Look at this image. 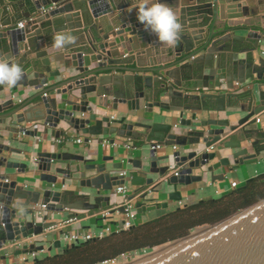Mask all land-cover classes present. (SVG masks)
<instances>
[{"label": "water", "instance_id": "obj_1", "mask_svg": "<svg viewBox=\"0 0 264 264\" xmlns=\"http://www.w3.org/2000/svg\"><path fill=\"white\" fill-rule=\"evenodd\" d=\"M163 2L179 13L182 25L174 48L159 43L137 20L133 0H0L1 26L26 19L24 27L0 32V60L18 63L24 73L10 91L20 85L42 88L26 100L10 96L0 101L1 130L12 134L8 143L0 142V246L54 223L48 214L35 222L31 205L39 201L53 214L70 210L69 217H75L77 211L118 203L112 191L129 180L137 186L129 199L142 214L157 207L146 204L147 191L137 196L146 186L153 185V191L172 186L170 199L180 200L178 185L201 181L204 173L219 168L232 171L258 161L264 131L247 127L264 111V14L240 36L234 31L245 23L234 21L243 17L237 14L243 0ZM52 4L56 6L42 12ZM219 19L226 20L223 26ZM59 31L71 32L75 42L49 52ZM52 60L63 64L64 73L62 65L53 70ZM227 108L238 110L236 124L217 115ZM166 112H178L179 123L169 122L174 115ZM33 123L42 129L28 126ZM49 129L68 150H40L32 162L27 149L11 145L29 144L21 134L41 141ZM72 130L82 132L94 148L91 158L69 150ZM92 136L108 137L113 153L99 149L101 138L91 147ZM124 139L143 141L128 148L138 149V156L119 149L125 147ZM152 143L176 148L161 154ZM171 159L179 175L164 177ZM6 168L37 175L28 187L10 178ZM195 168L201 173L194 174ZM224 172L210 178L220 179ZM53 246L62 247L61 241ZM32 249L43 245H25L16 252ZM107 264H264V199L184 237Z\"/></svg>", "mask_w": 264, "mask_h": 264}, {"label": "crops", "instance_id": "obj_2", "mask_svg": "<svg viewBox=\"0 0 264 264\" xmlns=\"http://www.w3.org/2000/svg\"><path fill=\"white\" fill-rule=\"evenodd\" d=\"M245 1V5L240 7V9H237V14L243 15L242 18L240 19H236L234 22H244V26L241 27H236V30L234 31L235 34L237 35H244L245 32L248 31V24H251V21L258 19L259 17H262L264 14V0H243ZM28 6V5H27ZM27 6H25L23 9L27 10ZM22 9V10H23ZM24 20V19H22ZM234 20V19H232ZM226 20L221 21L220 19L218 20V23L220 24V26H223ZM16 26V23L13 25H9L7 27H2L0 30V32H4L7 29L13 28ZM42 33L44 32L47 33V31H41ZM235 41V40H234ZM44 41H40L39 45L40 47H44ZM56 49H48L49 52H53ZM168 53H164L161 54L162 57L167 56ZM228 54V53H227ZM157 55H155V57H147L151 59V58H156ZM234 56L238 57L240 56V54L236 53ZM53 61V60H52ZM62 65L60 67L61 73H64V66L62 63H57V62H52V68L53 70H55L57 68V66ZM63 76V75H62ZM56 81L61 80V78L59 79V77H57L55 79ZM53 81L52 79L50 80V82ZM51 84V83H49ZM48 86V84L46 85ZM20 88L15 91V92H11L10 88L7 87V85L4 86V89L0 92V101L9 98L10 96L14 97L15 101H20V100H26L27 98H29L34 92L41 90L40 88L35 89L32 87H26L23 88L21 85L19 86ZM45 88V87H43ZM233 108H227V111H221L219 112L217 115L220 116L221 118H229L231 120L232 124H236L237 120L240 117V114L238 113V110H232ZM114 114V113H113ZM142 114V111H141ZM166 114L169 115H174V117L169 121L172 123H179V117H178V112H166ZM215 114V113H214ZM242 115V114H241ZM260 117V121H256L255 123L251 124L250 126H248V129H253L254 132H257V130H261L264 131V111L255 115L256 117ZM2 127V125H1ZM0 127V134L3 135L2 138L0 137V142H4V143H8L9 142V138L12 134L11 132L5 131V130H1ZM39 128L42 129V127L39 125ZM179 129V128H178ZM181 130V128L179 129ZM177 132H180V131ZM184 130H186V128H184ZM72 133V137H71V141H73L74 146L69 145V150L74 151L76 153L79 154H83L86 156V158H91L92 155V151L94 148H92L90 150L89 146L84 142V138L85 135L82 132H78L75 130L71 131ZM20 137H24L27 138V140L29 141V144H21L20 142H11V145L23 148V149H27V153L28 155H36L38 151L40 150H55V151H59V150H66V147H62V138L61 139H56L54 136H52L51 134V129H49L48 134H43L41 136V141L38 137H34V138H30V137H25L22 134L20 135ZM82 138V143H78L75 140L77 138ZM107 139L108 137L106 136H101V137H94L92 136V143H90L91 147H95L97 144L98 139ZM128 139H124V142H127ZM133 146L134 144H140L143 143L142 140H132ZM118 143H120V141H118ZM103 146V147H102ZM100 145L99 144V149L101 150L102 148L104 149L103 152L106 154H111L113 153V151L115 150L113 148V146L109 145L108 142L105 143L104 145ZM119 149H125L127 150V152L129 153V151H132V153L134 154V156H138V149L135 150H128V148L124 147L123 145H121L119 147ZM180 149L179 147L176 149L178 150ZM68 150V149H67ZM159 153L164 154V153H172L174 150L173 145H168V146H162L159 149ZM226 151L231 152V149H228ZM252 151V148H251ZM94 154V153H93ZM130 154V153H129ZM16 158L20 159L21 156H16ZM218 158H215L214 161H216ZM173 164V166L177 167L175 165V163L173 162V160L171 159L170 161V165ZM224 168H219L217 170H215L213 173L210 172H206L204 173V178L201 181H194L191 182L190 184H186V185H178L177 189L181 192L182 194V198L180 200H172L170 199V192L173 190L172 186H164V187H160V189L157 191H153L152 193H150L148 195V198L145 200L146 204L150 205V204H155L157 205V207L153 210L150 211H146L143 212L142 214H140V216H138L139 219V223H143L145 221H149L151 219H154L156 217H159L165 213L171 212L175 209H177L178 207H183L186 205H191V204H195L197 202H199L200 200H207V199H212V198H218L234 189L237 188H241L243 186H245L246 181L252 177H255L259 174L264 173V151L261 152L259 159L257 162H252V163H248V164H242L240 167H238L237 169H234L232 171H226L224 172ZM5 173L10 174V178L13 179H17L19 181V183H24L27 184L28 187H31V185L33 184L34 179V175H37V172L34 173L32 171H27V172H20L18 173L16 171V169L14 168H6ZM123 171H120L119 173H121ZM224 172V177L220 178V179H216V180H212L210 178V176L212 174L218 175V174H222ZM193 173L194 174H200L201 171L200 169H193ZM232 181H236L237 182V187L232 188L231 187V182ZM126 184L129 186L130 188V192L129 195L132 194V192L137 188V186L131 185L129 180L126 181ZM50 186V184H48ZM151 186V185H149ZM149 186H146L144 189L148 188ZM68 188H76L74 185H70L68 186ZM78 188V187H77ZM78 190V189H77ZM117 198L118 201H120V198L117 196H114ZM115 198V199H116ZM114 200V199H113ZM134 202H136L135 200H133ZM163 203H166V206L163 205ZM116 203H114L113 205H110L109 208H112ZM103 208L97 209V210H90V211H77V216L73 217L74 220L71 222H65L66 220L70 219L71 217H69L68 214H70L72 211L70 210H64L61 213H52L49 212L48 210L46 211L45 214H48L49 219L53 220L54 223H58L61 225L58 226L59 228L57 230H54L52 233L49 234V240H53V242L56 239H59L60 236V232H67V233H71V232H84V231H94L95 229H97L98 227L104 226L102 225V222H106V225L109 223H112V227L114 226V223L117 220H121L123 217L122 212H114L112 214L113 220L111 218H107L104 219L102 217H100L98 215V212L100 210H102ZM75 212V211H74ZM52 234V236H50ZM61 246L60 248L54 247V246H49L47 248V251L43 252V253H39L40 258L47 256V255H52V254H58L61 253L63 251V248L66 246V244L64 242H61ZM52 247V248H51ZM18 248L17 247H12V246H8L6 249H3L1 251L0 257L4 258L5 262L7 264H21L20 262V253H17L16 250ZM31 264V263H30Z\"/></svg>", "mask_w": 264, "mask_h": 264}, {"label": "trees", "instance_id": "obj_3", "mask_svg": "<svg viewBox=\"0 0 264 264\" xmlns=\"http://www.w3.org/2000/svg\"><path fill=\"white\" fill-rule=\"evenodd\" d=\"M262 199L264 173L218 198L178 207L149 221L136 223L129 229L89 239L69 246L61 253L35 259L31 264H95L122 252L156 247L188 235L197 226L220 221Z\"/></svg>", "mask_w": 264, "mask_h": 264}, {"label": "built area", "instance_id": "obj_4", "mask_svg": "<svg viewBox=\"0 0 264 264\" xmlns=\"http://www.w3.org/2000/svg\"><path fill=\"white\" fill-rule=\"evenodd\" d=\"M55 6H56L55 4H52L51 6L43 7L42 12L47 11L49 9H52ZM25 23H26V19L19 20V21H17L15 27L22 28V27H24ZM2 27L3 26L0 25V29ZM9 29H11V28L9 27ZM256 121L257 122L260 121V117L257 116ZM28 126L36 127V126H39V123L28 124ZM0 127H1V124H0ZM75 141L78 143H82V138L78 137ZM103 142H104V144L107 143V139L104 138ZM132 146H133L132 141L130 139H128V141L125 142V147L129 148ZM150 147L151 148L157 147L158 149H160L161 146L159 144L154 145L152 143L150 145ZM173 147H174V149L176 148L175 146H173ZM210 148L212 149L213 145L210 146ZM30 160L32 162L37 161L38 160L37 155H34V154L30 155ZM179 171H180L179 167H175V166H173V164H171L169 166V170L167 171V173L165 174L164 177H168L170 175H179ZM123 174H125V172H123ZM6 180H8V179H6ZM24 185L28 186L27 184H24ZM231 187L232 188L237 187V182L232 181ZM145 191H147L148 195L150 193H152L153 192V185H151L148 188L141 191L139 194H137V196L140 195L141 193L145 192ZM129 192H130V188L126 183L119 184V185L115 186L113 191H112V194H113V196L119 197L120 201L118 203H116L112 208H104L98 212V215L100 217H102L104 219L111 218L112 220H113L112 214L114 212H119V211L122 212V214H123L122 219L117 220L114 223L115 229H114V227H112V223H109L105 226L98 227L94 231H84V232H82V231L77 232L76 231V232H71V233L61 231L60 236H59V240L61 242H64L66 245H70L72 243L78 244L80 242H84V241H87L89 239L105 237V236L111 234L112 232H119V231L131 228L133 225L136 224L135 220H136V218H138L139 213L137 212V209L135 207V202L133 201V199H129ZM148 195L146 198H148ZM31 206H32V209L34 211L33 217H34L35 222L42 220L43 216L46 215L45 213L47 211V204L39 201L35 204H32ZM118 206H123L124 210L123 211L119 210ZM111 209H114V211L111 212L110 211ZM73 220H74V218L71 217L70 219L66 220L65 222L67 223V222H71ZM2 225H4V223H2ZM60 225H61V223L60 224L53 223L47 227H44L43 231L39 234L30 233L27 236H21L19 239L10 240V241H8V243L6 245L0 246V254H1V251L3 249H6L8 246L17 247L18 249H22L25 245L28 247L31 244H34V246L43 245V249H37V250L32 249V250H28L27 252H21L20 253L21 264H30L35 259L40 258V257H38L39 253H43V252L47 251V248L49 246L54 245L53 240H49V234L52 233L54 230H57L59 228L58 226H60ZM145 248H148V247H144V248H141L138 250H131V251L122 252L115 257H112L109 259H104V260H102L98 263H95V264H107V263H110V262L115 261L117 259H120L122 257L128 256V255L133 254L135 252H138L140 250H143ZM0 264H7L4 260V258H2V257H0Z\"/></svg>", "mask_w": 264, "mask_h": 264}, {"label": "clouds", "instance_id": "obj_5", "mask_svg": "<svg viewBox=\"0 0 264 264\" xmlns=\"http://www.w3.org/2000/svg\"><path fill=\"white\" fill-rule=\"evenodd\" d=\"M131 7H135L137 20L146 30L156 35L159 43L174 48L180 38L182 25L179 13L169 7L163 0H133ZM130 10V9H129ZM75 36L68 31L54 34L51 47L62 50L75 42ZM24 73L18 63L0 60V85L14 87ZM23 212V209H20Z\"/></svg>", "mask_w": 264, "mask_h": 264}, {"label": "rangeland", "instance_id": "obj_6", "mask_svg": "<svg viewBox=\"0 0 264 264\" xmlns=\"http://www.w3.org/2000/svg\"><path fill=\"white\" fill-rule=\"evenodd\" d=\"M138 216H140V214H138ZM135 223H139V219L138 218H136V220H135ZM102 225H106V222H102ZM204 225H206V224H203V225H200V226H197V227H195V228H193V229H196V228H199V227H201V226H204ZM114 227V229H115V225L113 226ZM192 229V230H193ZM50 236H52V234L50 235Z\"/></svg>", "mask_w": 264, "mask_h": 264}]
</instances>
